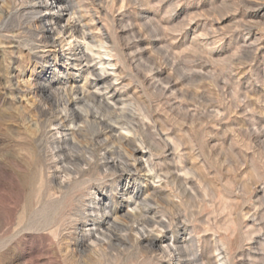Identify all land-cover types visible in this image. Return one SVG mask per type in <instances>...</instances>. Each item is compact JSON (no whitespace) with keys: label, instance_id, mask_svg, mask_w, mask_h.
<instances>
[{"label":"rangeland","instance_id":"obj_1","mask_svg":"<svg viewBox=\"0 0 264 264\" xmlns=\"http://www.w3.org/2000/svg\"><path fill=\"white\" fill-rule=\"evenodd\" d=\"M65 1L77 44L36 58L21 21L0 30V264H264V0ZM10 5L0 1V25ZM86 67L88 81L104 79L88 90L118 98L125 127L135 121L119 131L151 145L136 164L150 160L161 179L121 167L116 153L106 171L102 154L64 171L61 130L41 112L59 109ZM82 104L114 119L91 97ZM77 143L69 154L90 151V131ZM135 202L164 221L147 227L153 246L129 233ZM102 215L119 221L97 241L88 228Z\"/></svg>","mask_w":264,"mask_h":264},{"label":"bare ground","instance_id":"obj_2","mask_svg":"<svg viewBox=\"0 0 264 264\" xmlns=\"http://www.w3.org/2000/svg\"><path fill=\"white\" fill-rule=\"evenodd\" d=\"M0 1H3V3H4L5 0H0ZM7 1H9V3L11 5L9 6V10H7L6 14L4 15L5 17L3 19V23L0 25V30L1 31H9V30L13 29V27L15 26V25H12L13 21H15L17 19H18V21H21L22 25H18L17 30L22 31L23 33H27L28 35H30V37L33 38L32 41H34V42L29 46V49L31 51L35 50L33 54H34V57H36V58H39L41 56V55H39L40 51H36L38 48L43 49L45 47H48V49L45 51L55 52L57 50V48L62 47L65 44H68L70 42L69 39H71L73 37L75 40L78 39L76 41V44L79 43L80 38L84 39L81 36V34L78 33V29L76 28V24H74L72 17H71L72 13H68V11H70V5L65 0H20L19 2H17V0H7ZM44 5H46V6L48 5L46 12H42L40 10L41 7ZM52 12H57V14L55 16H53V15H51ZM65 14L67 15L66 20L63 23H60L59 21L65 16ZM73 14H74V12H73ZM16 33L18 34V32H16ZM82 35H84V34H82ZM81 41H83V40H81ZM69 45H71V43ZM87 45H88V43H87ZM76 49H78V48H75V50ZM45 51H43V52H45ZM71 54H72L71 57L73 58L72 62L74 64H76V63L80 64L81 63L80 57H82V55H84V51L80 49L78 52L73 51ZM85 72H86L85 73L86 77L84 78L85 79L83 82L84 84H82L79 87L73 86L71 84L66 89L63 87L64 88V90H63L64 96L62 98L63 102H62V105L59 109L54 110L51 108V109H48L46 111L43 110V112H41V113H43L42 114L43 117H45V120H44V126L45 127L57 126L61 130L59 133H61L62 137H61V139L60 138L55 139V143H57V144L54 147H55V149L57 148V150L60 152V155H62V160L66 161L68 163V165L64 164L65 165L63 168L64 171H66L70 174L80 173L82 171L81 165L82 164L91 165L93 163L96 164L98 161L97 157L99 156V154H102L100 156L101 167L104 168L103 169L104 171H106L111 166L116 165L114 159H112V157L110 156V155L116 153L122 158V160L120 162L121 167L129 168L128 169L129 171L132 168H134L136 171H138L139 173H142L144 176L150 177L153 175L154 178L155 177L159 178L160 174H159V172H157L155 170V167H153L150 164V162H149L150 160L149 161H148V159L145 160L144 161L145 163L143 162L144 164H142V165L136 164L137 161L142 160L141 157H143V155H144V153H143L145 151L144 149H146L148 151V155H152L151 145L144 143L145 141L144 142L140 141V144L138 146H133L132 143L134 141V138L133 137L130 138L126 134H123L119 131L120 128L121 129L124 128L125 125L127 124L125 122V120H123L124 117H127V114L124 113L125 107H123V105L121 104V101L118 98H115L113 95L110 97L109 96H97L94 94V92L93 93L90 92L88 90V87H87L88 82H90V84L95 86V85H98L101 82H103L104 79L98 73H94V76H95L94 80L88 81L87 76L89 74H91L92 70H90L89 67H86ZM49 84H51V83L49 82ZM44 85H46V84H44ZM41 86H43V85L41 84ZM90 97L93 98L94 102H97L100 106L102 105V107L111 111V113L114 115V119L105 117L106 115L100 116V115H98V113L96 111L92 112L87 108V105L82 104V102H84L86 98H90ZM127 112L130 113L128 115H130L131 118L134 119L133 114L129 110ZM101 115H103V114H101ZM130 121H131V119H130ZM133 122H135V121L133 120ZM133 122L131 124L132 126H134ZM44 126H43V128H44ZM132 126L130 128L125 127L126 132H131V128H133ZM91 128H94V129L91 131ZM136 128H137V126H136ZM133 130H135V129L133 128ZM89 131H90V141H91V145H92V148H89L90 151H87V149H85L82 146L81 150L79 149L78 151H75L74 154H69L68 150H70L71 147L75 148L78 145V143L76 144L77 136H80L81 134H83L85 132H89ZM51 136H53V135H51ZM51 139H53V137L50 138V140ZM52 143H54V142H52ZM129 145H130V147H129L130 152L129 153L126 151L124 152L125 147H127ZM134 152L141 153V155L139 157H137L135 155L136 153L134 154ZM129 158L131 159V163L128 162ZM118 169H120V168H118ZM160 179H161V177H160ZM132 199H133V197H132ZM137 203L138 202H135L133 207H131L130 209L128 208L129 210L124 211V216L133 220V224H131V225L129 224V226H128V229L130 231L129 233H131V232L133 233V231H135L136 233L139 234V237L138 236L135 237L136 242H141V243L145 242V243H147V245L149 244V245L153 246L155 241H156V237L151 232L147 231L148 230L147 227L152 222L162 224L164 221L162 222L163 219L162 220L161 219L156 220V218L154 216H148L149 209H147L145 207L143 208L142 206L144 204L142 206H140L141 204H139V203L137 204ZM102 210H103V208H102ZM91 212L93 214L94 210H91ZM91 212H90V214H91ZM105 212H107V211H105ZM116 219H118V221H119V218L110 217L108 215H104L100 221H97V220L91 218V223L89 224L90 226L88 228V236L89 235L92 236L97 241L101 240L102 239L101 236H104V234L106 232L103 230L104 233L99 234L98 230L101 228L103 229L105 227L110 228L113 224L114 225L117 224L118 222L116 221ZM82 232H84V231H82ZM128 235H130V234H128ZM131 235H133V234H131ZM115 237L118 241L120 240L121 242L126 240V243H127V240H129L127 235L126 236L116 235ZM83 241L84 240H80V243H83ZM107 242H108V240H107ZM175 246L174 245L171 246L173 251H178L176 253L180 254L179 257L185 256V255H182L183 249L182 248L180 249L179 246H177V247H175Z\"/></svg>","mask_w":264,"mask_h":264}]
</instances>
